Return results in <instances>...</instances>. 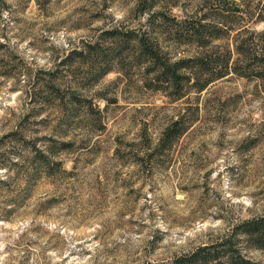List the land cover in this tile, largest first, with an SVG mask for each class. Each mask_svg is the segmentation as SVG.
Instances as JSON below:
<instances>
[{
    "label": "rangeland",
    "instance_id": "obj_1",
    "mask_svg": "<svg viewBox=\"0 0 264 264\" xmlns=\"http://www.w3.org/2000/svg\"><path fill=\"white\" fill-rule=\"evenodd\" d=\"M263 5L0 0V264H181L261 216ZM200 54L223 75L201 92L157 70Z\"/></svg>",
    "mask_w": 264,
    "mask_h": 264
},
{
    "label": "trees",
    "instance_id": "obj_2",
    "mask_svg": "<svg viewBox=\"0 0 264 264\" xmlns=\"http://www.w3.org/2000/svg\"><path fill=\"white\" fill-rule=\"evenodd\" d=\"M259 20L264 23V5L261 12L258 13ZM200 28L207 27H217L218 22H215V25L202 24L200 21L197 22ZM221 26L226 25L225 22L219 23ZM112 34V32H111ZM137 44L142 49V53L146 54L151 62L155 63L158 53V46L154 48L152 45H149L144 39L138 38ZM90 47V46H89ZM91 48V47H90ZM82 55V52H79V56ZM189 63H192L190 65ZM216 65L214 59L210 55L200 54L196 57H191L188 59L178 60L172 65V69H168L167 65H161L157 70L161 73H166L169 71L173 82L175 84L179 83L178 71L189 69L195 71V79L193 81V86L197 92L203 91L209 86L215 79L223 77L220 70L218 74L212 73V66ZM212 64V65H211ZM264 67V66H263ZM222 68L225 72L228 70V64L222 65ZM210 74V75H209ZM208 75V76H207ZM207 77V78H206ZM259 79L264 81V71L259 75ZM187 126L182 122V118H177L172 121L162 132L160 142L162 143L165 140L175 141L179 136L186 130ZM146 155V152H144ZM237 230H240V233L243 238H246L252 245L256 248L264 250V213L259 216L252 218L250 220H245L241 222L238 226L233 227L232 231L221 238L218 242L212 243L210 245L199 246L195 248L190 253L182 256L177 261L181 264H219L220 261H223L225 264H257L250 262L240 255V253L235 250L232 246L233 239L236 235Z\"/></svg>",
    "mask_w": 264,
    "mask_h": 264
}]
</instances>
